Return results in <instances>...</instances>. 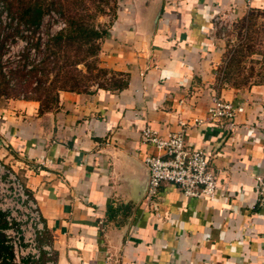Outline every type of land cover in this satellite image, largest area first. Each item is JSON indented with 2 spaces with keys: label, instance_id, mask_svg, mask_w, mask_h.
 Segmentation results:
<instances>
[{
  "label": "crops",
  "instance_id": "crops-1",
  "mask_svg": "<svg viewBox=\"0 0 264 264\" xmlns=\"http://www.w3.org/2000/svg\"><path fill=\"white\" fill-rule=\"evenodd\" d=\"M262 6L118 0L97 57L125 87L62 91L42 114L34 100L0 109V159L37 203L53 264H264V86L218 80L214 35L216 17ZM214 96L244 108L233 129L206 120ZM146 127L163 137L184 129L208 157L212 197L168 183L146 196L144 157L158 154Z\"/></svg>",
  "mask_w": 264,
  "mask_h": 264
},
{
  "label": "trees",
  "instance_id": "trees-1",
  "mask_svg": "<svg viewBox=\"0 0 264 264\" xmlns=\"http://www.w3.org/2000/svg\"><path fill=\"white\" fill-rule=\"evenodd\" d=\"M1 5L8 9L5 0H0ZM59 7L66 27L47 38L42 49L40 43L35 44L39 52L36 59H31L29 48H26L15 65L10 61L3 64L1 57L5 53L7 37L0 34V100H34L39 103L38 112L42 114L56 108L62 91L92 93L99 88L126 86L123 74L101 67L97 57L100 41L107 36L115 18L118 0H74L70 8ZM15 9V12L10 10V25L37 30L49 7L38 2L23 4L20 1ZM109 13L107 26L97 23L98 16ZM1 26L0 18V29ZM4 228L5 220L0 213V253L8 251L3 245L1 230Z\"/></svg>",
  "mask_w": 264,
  "mask_h": 264
},
{
  "label": "built area",
  "instance_id": "built-area-1",
  "mask_svg": "<svg viewBox=\"0 0 264 264\" xmlns=\"http://www.w3.org/2000/svg\"><path fill=\"white\" fill-rule=\"evenodd\" d=\"M0 9L2 25H6V22L10 23L11 20L3 5ZM49 17L56 22L43 40L41 48L47 38L66 27V23L55 13L52 12ZM218 20L219 17L214 19V29H216ZM43 23L44 17H42L39 28ZM23 51L25 48L20 49L15 54L16 57L10 56L6 61L4 60V63L10 61L15 65L20 60ZM32 58L36 59L37 55L34 53ZM2 59L3 56L1 57L3 63ZM243 111L242 106L214 96L207 107L206 120L231 130L235 125V117ZM142 139L158 152L156 155L148 154L144 157L149 179L146 196L149 199L157 194L158 188L163 183L179 187L183 195L190 198L214 195L217 182L210 170L208 157L202 151L186 145L184 129L163 137L146 127L142 130ZM160 153L165 157H162ZM0 213L3 214L5 220V228L1 230L3 245L8 249L7 252L0 253V264H53L50 259L52 247L41 242L45 226L38 205L27 192L25 184L13 168L1 159Z\"/></svg>",
  "mask_w": 264,
  "mask_h": 264
},
{
  "label": "rangeland",
  "instance_id": "rangeland-1",
  "mask_svg": "<svg viewBox=\"0 0 264 264\" xmlns=\"http://www.w3.org/2000/svg\"><path fill=\"white\" fill-rule=\"evenodd\" d=\"M9 17L15 12L18 4L42 3L49 10L43 15L44 23L41 28L34 30L27 27H16L6 22L2 25L0 34L6 38L5 53L6 61L10 56H15L22 48H29L30 55H37L38 49L35 44L40 43L42 49L43 40L48 35L56 20H52L49 14L52 12L64 21L60 15V5L72 7L74 0H5ZM22 5V4H21ZM9 10V11H8ZM11 10V12H10ZM110 13L96 18L97 23L107 26ZM214 35L222 49V59L216 69V75L220 82L238 89H250L253 86H264V6L248 9L239 17L221 15L218 20ZM35 52L33 53V51ZM13 59V57H11ZM7 101L0 100V109Z\"/></svg>",
  "mask_w": 264,
  "mask_h": 264
},
{
  "label": "water",
  "instance_id": "water-1",
  "mask_svg": "<svg viewBox=\"0 0 264 264\" xmlns=\"http://www.w3.org/2000/svg\"><path fill=\"white\" fill-rule=\"evenodd\" d=\"M148 170V169H147Z\"/></svg>",
  "mask_w": 264,
  "mask_h": 264
}]
</instances>
